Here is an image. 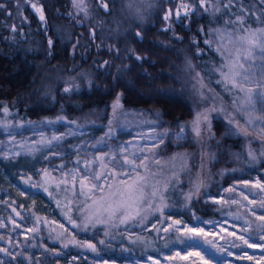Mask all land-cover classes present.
I'll return each instance as SVG.
<instances>
[{
	"label": "trees",
	"instance_id": "obj_1",
	"mask_svg": "<svg viewBox=\"0 0 264 264\" xmlns=\"http://www.w3.org/2000/svg\"><path fill=\"white\" fill-rule=\"evenodd\" d=\"M73 1L0 0V119H82L104 114L119 94L125 108L158 124L162 141L145 147L136 172L122 183L115 178L105 197L89 203L76 196L64 218L73 234L50 230L49 253L83 236L90 253L109 258L117 246L142 258L200 246L196 240L213 255L211 240L185 232H173L163 247L159 230L168 216L196 217L206 228L225 218L256 228L243 199L207 198L229 184L249 193L242 182L253 174L264 181V134L250 125L226 76L231 55L253 36L264 39V0H139L141 15L125 25L116 17L114 27L115 0ZM29 2L42 6L43 20ZM179 122L194 137L188 146L174 139ZM153 201L159 205L149 209ZM35 237L24 240L34 245Z\"/></svg>",
	"mask_w": 264,
	"mask_h": 264
},
{
	"label": "rangeland",
	"instance_id": "obj_2",
	"mask_svg": "<svg viewBox=\"0 0 264 264\" xmlns=\"http://www.w3.org/2000/svg\"><path fill=\"white\" fill-rule=\"evenodd\" d=\"M138 1L115 0L119 7H114L115 17L111 18L110 26L114 27L116 17L125 25L138 16L145 7ZM226 76L240 92L250 125L264 134V39L261 36H253L242 52L231 55ZM256 93L261 95L257 97ZM249 97L253 98L251 102ZM101 114L75 120L12 122L0 119V264H171L169 261L187 264L178 256L190 247L195 249L186 256L190 264H264V219H261L264 217V181L256 174L242 182L249 187V193L236 184H229L224 192L207 198L214 204L243 199L248 214L259 222L256 228L247 222L225 218L215 221L211 226L212 234H208L210 227H204L202 220L193 217L190 223L173 216H168L161 226L158 239L163 247L168 246L173 232L190 235L193 233L186 227L203 229L207 235L201 234L198 238L212 241L213 255L204 248L205 241L196 240L200 246H171L157 255L146 253L142 258L126 247L123 250L117 246L112 250L117 256L109 258L90 253L91 240L83 236L75 247L49 253L51 248L44 243V238L50 230L73 234L65 222L68 217L65 213L75 197L89 203L105 197L115 178L122 183L136 172L145 147L160 136L158 124L140 111L125 108L119 94ZM174 131V139L180 146L194 142L184 122L177 123ZM101 161H104V170ZM228 191H233L235 196L229 198ZM156 205L159 201H153L149 209ZM258 231L261 232L258 239L252 240L249 235ZM29 234L36 236L32 238L34 245L24 240ZM133 234L145 237L143 230ZM150 248L156 250L152 244ZM171 250H176V258L164 261V253ZM242 251L248 252L249 257H241ZM254 254L259 261L251 257Z\"/></svg>",
	"mask_w": 264,
	"mask_h": 264
},
{
	"label": "bare ground",
	"instance_id": "obj_3",
	"mask_svg": "<svg viewBox=\"0 0 264 264\" xmlns=\"http://www.w3.org/2000/svg\"><path fill=\"white\" fill-rule=\"evenodd\" d=\"M212 230L213 229L210 227L209 231H208V234H212ZM193 252H195L194 247H190L187 252H185L183 255H179L178 258L181 259V260H186V262H188L187 264H190V262L188 261V258L186 256L189 255V253H193ZM240 256L243 257V258H248L249 254L246 251H242ZM251 257L253 259H255L256 261H259L257 259L258 255L254 254ZM175 258H176V250H171L169 252L164 253V255H163V260L166 261V262L168 260L175 259ZM169 263L174 264L173 261H169Z\"/></svg>",
	"mask_w": 264,
	"mask_h": 264
},
{
	"label": "snow or ice",
	"instance_id": "obj_4",
	"mask_svg": "<svg viewBox=\"0 0 264 264\" xmlns=\"http://www.w3.org/2000/svg\"><path fill=\"white\" fill-rule=\"evenodd\" d=\"M2 7H3V5L0 4V8H2ZM34 7H35V5H34ZM104 7L107 8V5L105 4ZM37 11H39V9H37ZM40 18H41V20L44 19V17H43L42 14H41V17H40ZM165 19H167V17H165ZM13 30H15V29H13ZM137 35H139V33H138ZM49 43L51 44V41H49ZM241 67H243V65H241ZM66 91H67V89H66ZM260 95H261L260 93H256V96H257V97H259ZM252 99H253L252 97H249V102H251ZM118 100H119V98H117V102H118ZM261 219H264V217H261ZM175 223L179 224L180 221H175ZM186 230H187L188 232H190V233H193V234L196 235V236H199V235H201V234L207 235V233L204 232L203 229L196 230V229H189V228L186 227ZM209 243H210V242H209ZM245 243H247V241H245ZM89 247H91V245H89ZM201 259H203V257H201Z\"/></svg>",
	"mask_w": 264,
	"mask_h": 264
},
{
	"label": "water",
	"instance_id": "obj_5",
	"mask_svg": "<svg viewBox=\"0 0 264 264\" xmlns=\"http://www.w3.org/2000/svg\"><path fill=\"white\" fill-rule=\"evenodd\" d=\"M29 8L31 10V12L36 16L37 19L41 20V14L43 15L44 17V14H43V10H42V6L37 4L35 5L34 7V4H30L29 5ZM37 9H39V11H37Z\"/></svg>",
	"mask_w": 264,
	"mask_h": 264
},
{
	"label": "built area",
	"instance_id": "obj_6",
	"mask_svg": "<svg viewBox=\"0 0 264 264\" xmlns=\"http://www.w3.org/2000/svg\"><path fill=\"white\" fill-rule=\"evenodd\" d=\"M160 140H162V138H161L160 136H157V137L155 138V141H154L153 143H149V146L156 145L157 143L160 142Z\"/></svg>",
	"mask_w": 264,
	"mask_h": 264
}]
</instances>
